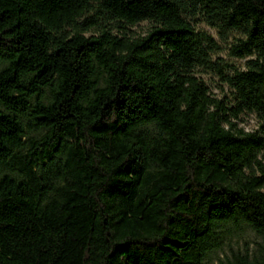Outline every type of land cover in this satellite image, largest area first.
I'll list each match as a JSON object with an SVG mask.
<instances>
[{
	"label": "trees",
	"instance_id": "1",
	"mask_svg": "<svg viewBox=\"0 0 264 264\" xmlns=\"http://www.w3.org/2000/svg\"><path fill=\"white\" fill-rule=\"evenodd\" d=\"M0 264H264V0H0Z\"/></svg>",
	"mask_w": 264,
	"mask_h": 264
},
{
	"label": "rangeland",
	"instance_id": "2",
	"mask_svg": "<svg viewBox=\"0 0 264 264\" xmlns=\"http://www.w3.org/2000/svg\"><path fill=\"white\" fill-rule=\"evenodd\" d=\"M196 26L197 28L210 33L220 46L218 51L212 53L213 61L225 62L237 68L244 67L248 57L239 58L232 56L229 53L231 44L234 43L236 38L240 36L238 32H230L227 39H221L215 29L207 26L202 21H198ZM148 27V22H142L136 26H133L132 29L137 33H142ZM195 71L197 76L206 82L210 88V91L214 93L216 97L223 98L226 96L228 98H232L231 87L224 80H222V77L215 71L203 67H197ZM228 72L229 71L226 70V73ZM242 118L243 122L241 125L244 126L246 130H253L257 127L258 120L254 114H244ZM259 240L260 236L248 228L235 230L223 248L215 254H212V260L215 261L217 256L223 257L225 254H228L231 248L235 250H243L245 247L252 248L255 245V242Z\"/></svg>",
	"mask_w": 264,
	"mask_h": 264
}]
</instances>
